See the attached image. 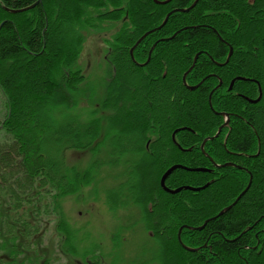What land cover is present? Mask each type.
Segmentation results:
<instances>
[{"label": "trees", "instance_id": "16d2710c", "mask_svg": "<svg viewBox=\"0 0 264 264\" xmlns=\"http://www.w3.org/2000/svg\"><path fill=\"white\" fill-rule=\"evenodd\" d=\"M193 1L0 0V264H45L40 245L50 215L59 250L74 264H106L95 251L81 262L73 256L60 199L93 182L102 163L120 162L105 191L109 210L128 212L114 246L139 224L150 233L151 264H264V0H197L178 11ZM103 22L121 24L107 39L101 107L113 112L99 139V120L72 109L85 78L83 32ZM150 30L133 60L130 48ZM131 70L137 77L125 102L136 107V91L141 102L122 118L116 97L126 89L117 77ZM71 149L92 152L84 171L66 165ZM174 164L203 171L176 168L167 188L206 186L164 191L160 178Z\"/></svg>", "mask_w": 264, "mask_h": 264}, {"label": "rangeland", "instance_id": "374dc122", "mask_svg": "<svg viewBox=\"0 0 264 264\" xmlns=\"http://www.w3.org/2000/svg\"><path fill=\"white\" fill-rule=\"evenodd\" d=\"M120 24V22L111 24L103 22L96 30L93 28L85 29L83 33L86 35L78 59V64L85 78L80 84L82 93L79 94L78 92L79 96L75 97L76 107L72 110L74 113H77V117L81 120L92 118H97L99 120L101 126L99 130V139L104 138L105 132L109 127L107 116L113 112L111 108L104 109L101 107V102L104 97L105 82L107 81L108 75L106 73L108 68L107 39H110L119 29ZM147 62L148 61H145L144 63L146 64ZM142 73L146 80H148L150 77L148 71L143 70ZM134 76L137 77V73L131 70L128 77H124L123 73L119 74L117 77L118 86H125L126 89L125 98L121 96L116 97L120 104L116 111L118 117L121 116L123 118L126 114L138 110L137 108L140 106L141 99L139 95L141 92L139 93V91H136V107L128 106L125 102L127 96H129L132 91V85L128 84V82H133ZM4 103V96L0 92V121L4 118L6 113ZM32 110V108L29 109L28 107V112L31 113ZM29 127L36 128V124H30L27 128ZM135 137H137V135H135ZM121 139L128 142V139L124 136H122ZM105 154L106 153H104V155ZM93 158L92 152L88 149L79 151L71 149L66 152L65 161L67 166L74 167L76 170L82 172L90 165ZM228 164L229 163H226L224 165ZM121 165L120 162L117 167H109L102 163L93 182L81 187L76 193L64 196L60 199L63 217L68 223V228L72 233L71 236H73L74 244L77 249L73 256L76 257L79 262H81L80 255H84L85 252L90 253L91 251H95L102 256L106 264H138L144 259L146 261L144 260L145 262H143V264H151V247L153 244L150 245L148 242L150 233L141 230L139 224L132 230L124 233L120 247L117 248L114 246L112 240L116 228L128 218V212L122 210L111 211L105 204V191L113 182H116L113 176L114 173L120 174ZM137 171L140 172L141 182L144 184L146 179L141 174V165L138 166ZM121 179L122 176L120 175L118 180ZM248 187L249 186H246L243 192H245ZM133 220H135V218L131 217L130 222ZM55 223L56 219L54 215H50L42 236L44 240H42V244L40 245L41 254L44 253L45 256L48 257V261L45 264H74L75 260L73 257L67 253L63 254L59 250Z\"/></svg>", "mask_w": 264, "mask_h": 264}, {"label": "water", "instance_id": "95a60500", "mask_svg": "<svg viewBox=\"0 0 264 264\" xmlns=\"http://www.w3.org/2000/svg\"><path fill=\"white\" fill-rule=\"evenodd\" d=\"M153 1H154V2H157V3H165V2H167V1H169V0H165V1H161V2L158 1V0H153ZM196 1H197V0H194L193 3H192L189 7L185 8V9H178V11H181V12L188 11L189 9H191V8L196 4ZM34 5H35V4H33L32 6H34ZM168 15H169V13L164 17L162 23H161L156 29H159L161 26H163V25L165 24V22L167 21ZM149 32H151V30H150V31H147L146 33H144V34H143V35H142V36H141V37L135 42V44L131 47V49H130V51H129L131 57H132V51H133V49H134V46H135L138 42H140L141 39H142L145 35H147ZM231 53H232V49L230 48V49H229V52H228V55H227V57H226L225 62L228 61V59H229ZM132 58H133V57H132ZM148 60H149V57L147 58L146 61H148ZM195 60H196V56H195V58H194L193 63L195 62ZM143 64H144V63H143ZM193 65H194V64H192L190 68H192ZM182 79H183V81H185V74L183 75ZM236 79H241V78H240V77H237ZM234 80H235V79H233V80L231 81V83H230V87H229V88H231V86H232ZM255 82H256V81H255ZM256 83H257V82H256ZM195 87H196V85H194V86H190L191 89H193V88H195ZM259 98H260V95H259V97H257L256 99L252 100V102H257ZM221 115H223V116L225 117V122L223 123L222 126H226V125L228 124V116H227V114H225V113H221ZM221 128H222V127H219V128H218L217 132L215 133V135H214L213 137L218 136V134H219L220 131H221ZM210 138H212V137H207V138L204 139L203 143L201 144V148H202V150H203L204 142H205L206 140L210 139ZM215 165H216V166H220V165H217V164H215ZM228 165H231V164L229 163ZM176 168H183V169H186V170H189V171H203L202 168H190V167L182 166V165H179V164H175V165L170 166V167H169V168H168V169L162 174V176H161V178H160V185H161V187H162V189H163L164 191L171 192V193H176V192L180 191L181 189L200 190V189H202V188H204V187L206 186V185H204V186H202V187H196V188L191 187V186H183V187L175 188V189H173V190L167 188V187L165 186V184H164L165 179H166V177H167V176H168V175H169L174 169H176ZM247 186H249V183H248ZM243 193H244V192L242 191V192L237 196V198L235 199V201L238 200V198H239ZM235 201H234V202H235ZM234 202H233V203H234ZM188 228H190V227H188Z\"/></svg>", "mask_w": 264, "mask_h": 264}, {"label": "bare ground", "instance_id": "6f19581e", "mask_svg": "<svg viewBox=\"0 0 264 264\" xmlns=\"http://www.w3.org/2000/svg\"><path fill=\"white\" fill-rule=\"evenodd\" d=\"M147 60V59H146Z\"/></svg>", "mask_w": 264, "mask_h": 264}]
</instances>
